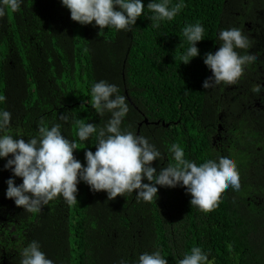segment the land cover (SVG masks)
Segmentation results:
<instances>
[{"label": "trees", "instance_id": "obj_1", "mask_svg": "<svg viewBox=\"0 0 264 264\" xmlns=\"http://www.w3.org/2000/svg\"><path fill=\"white\" fill-rule=\"evenodd\" d=\"M149 2L143 0L145 12L130 32L81 26L60 0H25L21 11L0 18V109L11 113V134L30 138L41 120L50 126L70 112L72 120L61 130L76 141L73 155L83 166L84 152H95L96 140L80 142L77 127L103 126L110 118L90 107L91 84L105 80L128 103L122 128L147 137L163 154V164H152L157 171L171 162L172 143L197 164L231 155L239 191L225 189L218 205L204 213L191 207L180 187L157 186V199L144 202L135 192L108 200L105 192L80 183L76 204L57 197L31 214L5 198L12 174L0 160V264H19L20 250L32 240L54 264H118L121 258L134 264L152 251L178 264L192 246L207 251L212 264H264V92L258 97L250 91L252 80L264 87V77L244 72L236 85L202 87L212 75L203 57L218 49L219 30H245L247 20L264 28V13H256L264 10V0H184L177 16L159 28L147 19ZM196 22L205 29L204 40L196 45L199 56L184 65L182 28ZM257 34L264 38V29ZM249 39L251 48L238 51L264 57L262 42Z\"/></svg>", "mask_w": 264, "mask_h": 264}, {"label": "clouds", "instance_id": "obj_2", "mask_svg": "<svg viewBox=\"0 0 264 264\" xmlns=\"http://www.w3.org/2000/svg\"><path fill=\"white\" fill-rule=\"evenodd\" d=\"M25 0H0V18L9 12L22 10ZM61 6L70 13V19L81 26L93 25L100 30L114 28L130 32L138 18L145 12L143 0H60ZM185 7L184 0L170 4V0H150L147 17L153 28L161 22L172 21ZM205 29L201 23L185 24L182 35L188 47L179 59L188 65L199 56L198 42L204 40ZM219 47L203 57V63L212 73L202 87L212 89L218 85H236L247 65L257 60L249 50L251 40L237 26H229L218 32ZM252 94L259 97L264 92L261 83L251 86ZM0 96V103L4 101ZM90 107L98 116L110 114L103 126L79 123L76 136L85 143L95 138V152H84V165L74 158L77 150L75 140L62 134V126L72 120L70 112L57 117V123L50 126L41 120L37 134L25 139L11 134V113L0 109V160H5L3 170L10 171L5 181V198L12 200L24 212L37 214L53 199L60 197L68 204H76L78 184H86L93 193L105 192L108 200L124 194H133L137 201L150 202L157 199V186L185 189L190 195L191 207L207 213L215 208L225 189L239 191L240 175L237 163L231 155L207 158L202 163L185 158L183 148L172 143L167 151L171 162L163 167L152 166L154 161L162 163L164 156L155 144L134 131L122 128V122L129 112L124 95L116 84L105 80L95 81L90 87ZM62 122V123H61ZM11 157V158H9ZM163 164V163H162ZM15 178L22 180L16 184ZM144 181H147L145 183ZM178 264H212L209 253L200 246H192L182 252ZM19 264H54L41 250V244L32 240L20 252ZM118 264H129L121 258ZM134 264H168L160 251L144 252L138 255Z\"/></svg>", "mask_w": 264, "mask_h": 264}, {"label": "flooded vegetation", "instance_id": "obj_3", "mask_svg": "<svg viewBox=\"0 0 264 264\" xmlns=\"http://www.w3.org/2000/svg\"><path fill=\"white\" fill-rule=\"evenodd\" d=\"M261 8V7H259ZM257 14L262 15L264 13V10H258L256 11ZM246 29L243 30L246 35H248L249 38L256 39L264 45V38L259 36L257 34L258 30L264 29L260 23L253 24L251 21L247 20L244 25ZM252 31L254 33H252ZM257 60L253 63L249 64V67H246L245 72L248 75L249 78L257 79V78H263L264 77V57L257 55ZM253 82L257 83V80H252Z\"/></svg>", "mask_w": 264, "mask_h": 264}]
</instances>
